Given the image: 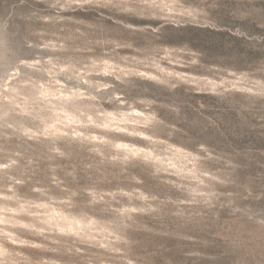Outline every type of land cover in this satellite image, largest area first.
Here are the masks:
<instances>
[{
  "label": "rangeland",
  "instance_id": "374dc122",
  "mask_svg": "<svg viewBox=\"0 0 264 264\" xmlns=\"http://www.w3.org/2000/svg\"><path fill=\"white\" fill-rule=\"evenodd\" d=\"M0 264H264V0H0Z\"/></svg>",
  "mask_w": 264,
  "mask_h": 264
}]
</instances>
